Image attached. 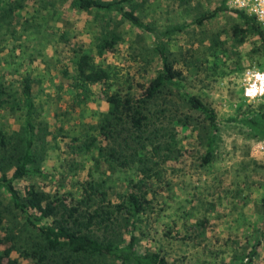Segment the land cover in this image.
Segmentation results:
<instances>
[{"label":"trees","instance_id":"trees-1","mask_svg":"<svg viewBox=\"0 0 264 264\" xmlns=\"http://www.w3.org/2000/svg\"><path fill=\"white\" fill-rule=\"evenodd\" d=\"M0 1V4L7 1L5 6L0 5L2 27L14 21L17 16L13 11L17 7L11 6L13 0ZM136 1L55 0L70 10L93 11L102 21L92 33L86 49L65 58L54 68L56 76L46 80L60 93H57L59 112L55 115L78 118L79 124H85L79 117L88 103L100 100L104 107L99 121L85 124V129L89 128L91 132L74 134L64 145L67 165L86 169V178L74 182V187L66 189L61 180L52 190H44L33 182L24 183L22 190L15 186L28 176L47 175L35 166L34 153L38 134L45 128L35 122L32 96L36 79L23 76L12 83L5 70L7 64L0 56V117L11 116V120L18 124L16 128H10L9 121L0 124V190L42 242L41 247L22 252L23 257L31 259V264H101L106 257L115 264H177L178 260H170L161 247L138 250V238L134 232L139 231L141 218L146 208L151 207L147 191L138 186L142 191L126 192L120 200L112 201L106 179L116 166L126 169L134 166L144 177L161 182L159 174L170 156L181 155L180 146L174 139L176 126L190 131L199 127L206 133L200 154L201 164L212 160L214 137L224 121V124L241 125L246 135L255 141L264 139V95L247 100L240 85L239 97H242L229 111L231 118L223 121L205 97L188 89L182 71L169 60L171 47L179 42L185 28L228 13L234 15L235 21L227 29V40H220L217 32L212 33L206 47L212 58L216 55L220 59L218 69L231 67L240 71V79L247 66L254 65L264 71V30L255 17L228 6L226 0H219L210 11L188 23L156 31L137 13ZM124 27L147 34L151 52L159 61L156 74L144 83L130 78L127 65L109 60L102 62L105 55L116 53V45L123 40ZM248 38L254 42L249 49L251 65L246 66L239 61L238 46ZM256 53L262 55L260 67L252 59ZM183 54L190 55L185 51ZM63 92H67L66 100L62 97ZM247 152L245 150V156ZM255 157L264 159V153ZM9 163L13 167L7 174L5 167ZM74 192L78 194L74 195ZM252 213L259 216L261 227L253 229L256 232L253 238L247 237L251 240L247 252L240 254L247 247L233 251L232 261L237 264H251L260 243L264 231V194L253 201ZM206 221L207 218L203 217L197 224L200 229L196 233L201 238ZM3 229L0 209V264H19L12 253L15 248L12 237L4 234Z\"/></svg>","mask_w":264,"mask_h":264},{"label":"rangeland","instance_id":"rangeland-1","mask_svg":"<svg viewBox=\"0 0 264 264\" xmlns=\"http://www.w3.org/2000/svg\"><path fill=\"white\" fill-rule=\"evenodd\" d=\"M136 2V10L142 20L150 23L156 31H161L192 21L210 11L219 0ZM6 4L7 1H3L0 5ZM11 6L17 7L13 11L17 17L11 24L0 27V56L7 64L5 70L10 74L12 83L15 84L23 76L36 79L32 96L35 122L44 125L45 130L41 129L38 134L35 166L47 174L45 177L28 176L15 186L22 190L24 183L33 182L44 190H52L61 180L68 189L75 186L74 182L86 178V169L67 165L64 145L74 134L91 132L89 128L85 129V124L99 121L104 107L100 100L88 103L79 117L85 124H79L78 118L55 115L59 112L57 93H60L46 80L56 76L54 68L65 58L86 49L92 33L102 21L93 11L70 10L55 0H13ZM111 17L116 19L113 15ZM234 21V15L221 13L201 24L185 28L169 55L173 66L182 71L188 89L205 97L223 121L231 118L229 111L242 97H239L240 71L231 67L219 70L217 61L220 59L216 55L212 58L206 47L208 36L212 33L217 32L220 40H227V29ZM123 30V40L116 45L118 52L105 55L102 62L109 60L127 65L130 78L144 83L156 74L159 67V61L151 52L150 38L136 29L124 27ZM253 42L248 38L238 46L239 61L246 66L251 65L249 49ZM184 51L190 55L185 56ZM261 56V53H256L252 57L259 67ZM133 57L135 59L131 60ZM247 67L257 68L254 65ZM66 93H62L65 100ZM11 118L0 117V124L9 121L10 128H16L18 124ZM224 122L214 137L215 150L208 164L200 163L202 143L206 137L204 130L199 127L191 131L181 130L176 126L174 139L180 146L181 155L170 156L159 174L161 182L144 177L134 166L129 169L116 166L113 174L106 179L107 187L111 188L112 201L120 200L126 192L142 191L138 186L148 193L151 207L146 208L139 231L134 232L138 238V250L161 247L170 260H178L177 264H237L232 261L233 251L247 247L240 253L244 254L249 250L251 240L247 237L253 238L256 234L253 229L261 227L259 216L252 213V203L264 194V159L255 157L258 155L252 149L255 139L246 135L241 125L238 127L232 122ZM245 150L248 151L247 156L244 155ZM250 158L254 160L250 161ZM12 167L10 163L5 167L7 174L11 173ZM237 190L241 192L237 193ZM76 194L78 192H74ZM0 209L3 232L12 237L15 246L12 253L19 264H31V259L23 257L22 252L41 247V240L24 217L10 206L2 190ZM203 217L207 221L201 238L196 232L200 229L197 225L199 219ZM176 227L178 229H174ZM166 231L170 234H164ZM244 237L243 242L236 243ZM100 263L115 264L107 257ZM251 264H264V231Z\"/></svg>","mask_w":264,"mask_h":264},{"label":"built area","instance_id":"built-area-1","mask_svg":"<svg viewBox=\"0 0 264 264\" xmlns=\"http://www.w3.org/2000/svg\"><path fill=\"white\" fill-rule=\"evenodd\" d=\"M228 6L242 9L255 17L264 30V0H226ZM242 95L247 100H254L264 95V71L252 67L244 70L241 78ZM252 149L257 154L264 153V139L256 140Z\"/></svg>","mask_w":264,"mask_h":264}]
</instances>
